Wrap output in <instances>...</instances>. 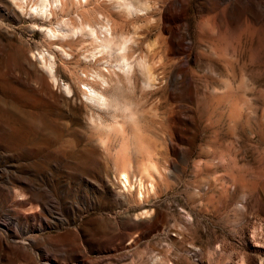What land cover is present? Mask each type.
Here are the masks:
<instances>
[{
    "label": "rangeland",
    "instance_id": "374dc122",
    "mask_svg": "<svg viewBox=\"0 0 264 264\" xmlns=\"http://www.w3.org/2000/svg\"><path fill=\"white\" fill-rule=\"evenodd\" d=\"M135 1L0 0V264H264V0ZM78 12L136 31L154 71L106 92L134 111L123 135L84 95L111 58L43 30Z\"/></svg>",
    "mask_w": 264,
    "mask_h": 264
},
{
    "label": "bare ground",
    "instance_id": "6f19581e",
    "mask_svg": "<svg viewBox=\"0 0 264 264\" xmlns=\"http://www.w3.org/2000/svg\"><path fill=\"white\" fill-rule=\"evenodd\" d=\"M15 2L20 3L21 11L24 10V3L26 4L27 0H13ZM77 1L78 4L81 6H85L87 3V0H73ZM107 3H109L112 7L117 9L123 14H131L133 12H141L145 11L147 8L146 3H141L139 1L135 0H106ZM54 3H56L57 6L64 7L67 4V0H54ZM52 3L50 0H37V3L34 7V10L46 17L47 15L51 14L53 12L52 9ZM32 14V12H30ZM139 14V13H138ZM78 24L74 25L72 24L75 22ZM43 30L52 38H67L71 37L73 34H79L83 35L85 33H88L87 36L91 38V41L94 42V45H97L98 49L102 53V57L104 55H107L111 58L110 61H106L108 58H106L105 62H108V65H104L106 71L104 72V66L100 67L96 74L93 75L97 81L101 82L100 87H94L92 84L91 86H88L84 91V95L86 96V99L94 104L96 107L106 111V113H109L111 118L114 120V124L108 125L106 127V131H114L125 133L124 126L125 124L131 122L130 118L133 114H131L134 111L129 110L128 103L125 98H123L122 93L116 92L109 96L106 92H108L109 88L114 86L115 88H119V86H123V80H126L127 82H131L135 79L136 71L135 69H139L141 73L143 74V86H149L151 85L152 80H154V71L152 70V66L146 61L143 57H137L138 59L131 60L130 55L129 57V46L130 43L135 41L136 37L139 36V34L135 31L134 33H121L118 34L116 30L114 29L111 18L104 14L103 12H98L96 16H93L91 20H87L83 12H78L75 14V18H72L71 23H66L65 26H59L56 29L51 27L43 28ZM139 45V44H138ZM135 47V46H134ZM130 49H132L130 47ZM129 49V50H130ZM131 52V51H130ZM49 59V58H48ZM100 59V58H99ZM102 59V58H101ZM50 60V59H49ZM52 60V59H51ZM40 61L43 64L44 68L47 70V72H52L53 63H46L45 55L40 56ZM107 72V73H106ZM53 73V72H52ZM52 75V74H50ZM111 76L116 77V82L112 84ZM87 83V82H86ZM92 83V82H90ZM94 83V82H93ZM133 83V82H132ZM122 84V85H121ZM131 85V83H130ZM147 86V87H148ZM85 89V88H84ZM120 90V89H119ZM122 95V96H121ZM126 97V96H125ZM132 103V102H131ZM132 105V104H131ZM135 116V115H134ZM129 120V121H128ZM133 120V119H132ZM128 121V122H127ZM135 121V120H133ZM96 127L102 128V122L99 121V123H95ZM103 130V128H102ZM101 130V131H102ZM105 131V130H104ZM107 132L105 134H102L100 136V142L104 145L106 144L107 140ZM103 133V132H102ZM110 133V132H109ZM122 134V135H123ZM105 135H107L105 138ZM126 136V135H125ZM105 142V143H104ZM129 171L127 169H122L119 173L120 178L123 182H130L129 180ZM127 184V183H126ZM152 185V183H151ZM153 187V186H152Z\"/></svg>",
    "mask_w": 264,
    "mask_h": 264
}]
</instances>
